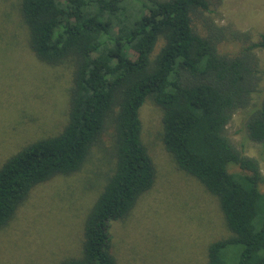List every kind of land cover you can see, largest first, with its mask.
Masks as SVG:
<instances>
[{"label": "trees", "instance_id": "16d2710c", "mask_svg": "<svg viewBox=\"0 0 264 264\" xmlns=\"http://www.w3.org/2000/svg\"><path fill=\"white\" fill-rule=\"evenodd\" d=\"M209 9L210 0H21L32 51L48 65L71 62L73 85L63 129L0 167V229L32 188L81 170L112 117L113 172L86 220L82 255L61 264H117L111 225L156 178L140 118L151 99L163 112L165 149L217 198L230 231L209 245L208 263L264 264V175L226 133L245 110L248 136L264 148V70L256 53L264 33L235 56L221 54L222 32L203 36L193 23Z\"/></svg>", "mask_w": 264, "mask_h": 264}, {"label": "rangeland", "instance_id": "374dc122", "mask_svg": "<svg viewBox=\"0 0 264 264\" xmlns=\"http://www.w3.org/2000/svg\"><path fill=\"white\" fill-rule=\"evenodd\" d=\"M193 19L203 36L221 31L219 52L235 56L264 33V0H210L209 11ZM256 53L264 70V49ZM73 73L71 62L52 66L39 60L21 0H0V167L29 142L63 129ZM140 118L156 178L129 215L111 225L117 264H209V245L230 235L219 202L165 149L162 109L148 99ZM110 121L81 170L32 188L0 229V264H61L82 255L86 220L116 162ZM226 133L238 150L259 161L264 175V148L249 138L245 110L235 112Z\"/></svg>", "mask_w": 264, "mask_h": 264}]
</instances>
